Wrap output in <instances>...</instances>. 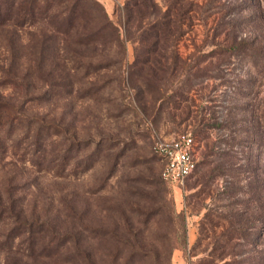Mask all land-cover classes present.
Masks as SVG:
<instances>
[{"label":"rangeland","instance_id":"rangeland-1","mask_svg":"<svg viewBox=\"0 0 264 264\" xmlns=\"http://www.w3.org/2000/svg\"><path fill=\"white\" fill-rule=\"evenodd\" d=\"M96 1L117 23L123 0ZM190 1L178 36L135 33L124 56L0 28L1 68L47 69L15 85L0 70V264H264V52L225 34L235 2L255 13L240 34L264 0ZM182 132L196 169L175 186L153 144Z\"/></svg>","mask_w":264,"mask_h":264},{"label":"trees","instance_id":"trees-1","mask_svg":"<svg viewBox=\"0 0 264 264\" xmlns=\"http://www.w3.org/2000/svg\"><path fill=\"white\" fill-rule=\"evenodd\" d=\"M254 1L260 7L261 1ZM164 6L165 8L159 0H123L121 4H117L119 20L115 23L96 0H0V28L8 26L22 29L25 25H49L46 29L48 34L45 39L50 40L57 34H64L66 42L76 48L72 49L75 52H78L76 50L83 45L88 46L100 39L107 41L109 39L115 45L123 47L122 56H124V41L135 33H138L136 38L140 42L150 40L158 48L161 41H167L172 39L171 37L174 38L179 35L182 29L181 26L185 24L184 17L193 11L192 1L169 0ZM214 6L212 5V7ZM233 8L236 10V14L238 11L245 9L243 5L236 2L233 4ZM235 13L230 17V23H227L225 33L230 38V41H227L229 47H234V50H236L238 46L246 45L249 48L255 46L252 50L261 55L264 51L263 48L258 47V44L264 42V39L259 38L258 31L264 27V21L261 24L260 21L254 19L252 24L255 25L252 27L249 25L243 30V33L239 34L237 23L240 24V21L246 23L248 19H252L255 13L241 16L240 19L234 18ZM85 14H87V17L86 21L83 22L84 26H82L83 23L80 20H83ZM131 29L132 31H130ZM41 51L43 53L44 48ZM90 55L92 56V54ZM25 60L23 73L18 70L11 73V70L0 67L1 72L4 74L11 73L10 77L5 78V80L2 79V81L15 85L17 79L27 78L33 75V71L37 73L47 71V69L31 70L33 59L30 57ZM8 102L0 99V112L4 110L6 105H10ZM258 170L263 177L264 171L262 168L260 167ZM262 188L264 197V181ZM259 222H264V217L259 218ZM184 240L186 242V238Z\"/></svg>","mask_w":264,"mask_h":264},{"label":"built area","instance_id":"built-area-1","mask_svg":"<svg viewBox=\"0 0 264 264\" xmlns=\"http://www.w3.org/2000/svg\"><path fill=\"white\" fill-rule=\"evenodd\" d=\"M196 141L190 132L158 138L154 152L162 159L161 178L175 186H181L194 172L196 166Z\"/></svg>","mask_w":264,"mask_h":264}]
</instances>
